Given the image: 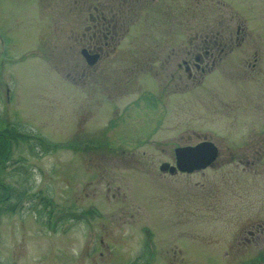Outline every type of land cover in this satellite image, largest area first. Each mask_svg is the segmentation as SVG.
<instances>
[{
  "label": "rangeland",
  "instance_id": "obj_1",
  "mask_svg": "<svg viewBox=\"0 0 264 264\" xmlns=\"http://www.w3.org/2000/svg\"><path fill=\"white\" fill-rule=\"evenodd\" d=\"M75 2L0 0V130L54 145L0 172V264H264V0H114L94 66Z\"/></svg>",
  "mask_w": 264,
  "mask_h": 264
},
{
  "label": "flooded vegetation",
  "instance_id": "obj_2",
  "mask_svg": "<svg viewBox=\"0 0 264 264\" xmlns=\"http://www.w3.org/2000/svg\"><path fill=\"white\" fill-rule=\"evenodd\" d=\"M102 1H104V4L102 3ZM113 2L114 0H76L74 8H76L77 11L71 12V14H74V19L78 21L76 24V28L75 29L73 28L72 31L78 32L79 42L80 40L84 42V47L82 48V50L85 49V50H88L90 53L99 54L100 58L103 55V49L105 48V46L98 42V39L96 38V35H97L96 28L98 26L100 27L104 25L111 26L112 23L108 20V17H107V10L105 11L103 7L106 6L108 8V5H111V3ZM159 3L160 2H156V5ZM101 7H102V10H101ZM106 20H108L107 24H106ZM84 24H85V30L87 34L84 32L83 34L82 32L79 33V31L83 29ZM87 35H88V38H87ZM105 35L107 34H103V37L101 36V38L104 39ZM188 35L190 36V33H188ZM105 45H108V44H105ZM182 45H185V47L187 48L186 43H183ZM216 45L219 46V48L222 50L224 47H226V44L219 43V41H216ZM189 48L187 49L189 51L188 56L182 60L183 64L185 65V70L188 72V76H187L188 80L189 78L193 77L194 69L199 70L201 67V64H203L206 58L212 54V52L210 53V50H207L205 54H202L201 51H199L201 50V48L198 46L196 50H194L193 48L191 49ZM177 54L179 55V53L175 54L174 56L175 59L177 58ZM178 65L180 66V64ZM181 78L182 76H180V79ZM174 80H175V76H174ZM231 160L233 161L232 163H236L237 158L235 156H232ZM174 165H176V162Z\"/></svg>",
  "mask_w": 264,
  "mask_h": 264
},
{
  "label": "water",
  "instance_id": "obj_3",
  "mask_svg": "<svg viewBox=\"0 0 264 264\" xmlns=\"http://www.w3.org/2000/svg\"><path fill=\"white\" fill-rule=\"evenodd\" d=\"M90 65H95L99 59L98 55H90L83 51ZM218 148L212 142H203L195 147H183L176 149L177 168L183 172H194L196 170L205 169L215 162L218 158ZM176 167L169 164L161 166L162 171L176 172Z\"/></svg>",
  "mask_w": 264,
  "mask_h": 264
},
{
  "label": "trees",
  "instance_id": "obj_4",
  "mask_svg": "<svg viewBox=\"0 0 264 264\" xmlns=\"http://www.w3.org/2000/svg\"><path fill=\"white\" fill-rule=\"evenodd\" d=\"M30 137H26V134H23L20 132L18 128L15 126H10L8 128H5L4 130H0V172L3 170L4 166L6 165L8 158L11 155L12 152V146L19 141H24L29 139ZM33 140V139H31ZM37 143L33 141V147L34 146H40L43 147L44 153H49L53 150L54 147L44 143L40 139H36ZM36 144V145H35ZM0 187H2L1 182H0ZM7 194L4 196H0V205L2 203L9 202L8 200H11L12 198V193H13V188L12 187H7ZM47 204V203H46ZM14 211V209H13Z\"/></svg>",
  "mask_w": 264,
  "mask_h": 264
}]
</instances>
